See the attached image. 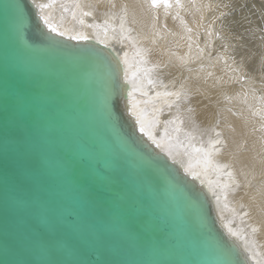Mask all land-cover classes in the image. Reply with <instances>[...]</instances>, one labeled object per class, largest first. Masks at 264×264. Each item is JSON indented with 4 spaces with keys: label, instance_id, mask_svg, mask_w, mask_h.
<instances>
[{
    "label": "water",
    "instance_id": "1",
    "mask_svg": "<svg viewBox=\"0 0 264 264\" xmlns=\"http://www.w3.org/2000/svg\"><path fill=\"white\" fill-rule=\"evenodd\" d=\"M16 3L0 0V241L17 215L12 200L23 197V214L57 264H219L220 249L235 264L202 200L121 125L101 55L36 36L31 7L17 33ZM23 136L38 186L20 184L10 168L3 179L4 142L11 160ZM16 258L0 252V264Z\"/></svg>",
    "mask_w": 264,
    "mask_h": 264
},
{
    "label": "bare ground",
    "instance_id": "2",
    "mask_svg": "<svg viewBox=\"0 0 264 264\" xmlns=\"http://www.w3.org/2000/svg\"><path fill=\"white\" fill-rule=\"evenodd\" d=\"M40 2L58 30L28 0L35 35L100 54L126 132L202 200L235 264H264L263 81L223 65L225 40L202 26L210 0Z\"/></svg>",
    "mask_w": 264,
    "mask_h": 264
},
{
    "label": "snow or ice",
    "instance_id": "3",
    "mask_svg": "<svg viewBox=\"0 0 264 264\" xmlns=\"http://www.w3.org/2000/svg\"><path fill=\"white\" fill-rule=\"evenodd\" d=\"M159 2H161V0H152L154 6ZM163 3L167 5L168 0H163ZM31 4L35 5L36 10H39L40 20H42L52 31H57V26L53 23L51 17L44 15V9L49 7L50 4L42 3L40 0H31ZM26 7H30V5H22L19 0H17V3L14 5L11 22L17 33L26 26ZM32 15L34 18L35 13L33 12ZM85 15H90V13H85ZM81 23H83V21H81ZM59 34L63 36L65 33L61 31ZM72 38L87 39V37L83 35L73 36ZM125 77L127 78V73H125ZM129 97H131V92H129ZM103 103L109 120H114L115 117L113 113L108 109L110 97L105 96ZM116 103L118 104V100ZM133 115L136 114L133 112ZM137 122L139 123V117H137ZM140 127L142 132H145L149 138H152L151 133L148 132L142 124ZM153 142L155 143L156 141L153 140ZM4 143V167L6 169L3 177L4 182L7 183V170L10 168L13 176L20 182V184L38 186L41 180L40 168L32 165V145L27 136H23L20 140L14 142L12 148L13 156L11 160L7 157L8 141L5 140ZM157 146L159 147V144H157ZM27 204L28 202L23 197H17L12 200L11 206L16 211L17 215L11 225H9L7 221L4 224L3 239L0 241V252L4 255H7L10 251L13 252L17 257L14 264H28V261H26L24 257L33 254H38L40 260L38 262L32 261L31 264H57V261L55 260V248L47 246L37 240L31 229L30 221L23 214L22 210L27 207ZM44 222L47 223V221ZM64 251L66 254L71 255L70 250L65 249ZM220 252L223 259L219 261V264H232V261L229 259L230 254L228 251L226 249H220Z\"/></svg>",
    "mask_w": 264,
    "mask_h": 264
},
{
    "label": "rangeland",
    "instance_id": "4",
    "mask_svg": "<svg viewBox=\"0 0 264 264\" xmlns=\"http://www.w3.org/2000/svg\"><path fill=\"white\" fill-rule=\"evenodd\" d=\"M209 5L208 14L214 15L205 17L202 26L210 24L214 38L225 40L230 61L223 65H232L248 78L259 74L257 81H263L264 86V1L210 0ZM255 85L258 88L259 84Z\"/></svg>",
    "mask_w": 264,
    "mask_h": 264
}]
</instances>
